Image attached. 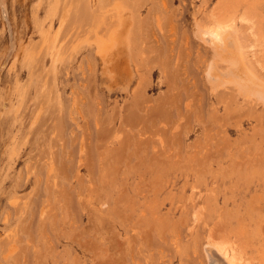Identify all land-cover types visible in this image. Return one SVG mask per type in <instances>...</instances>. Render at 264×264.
Segmentation results:
<instances>
[{"label":"rangeland","instance_id":"rangeland-1","mask_svg":"<svg viewBox=\"0 0 264 264\" xmlns=\"http://www.w3.org/2000/svg\"><path fill=\"white\" fill-rule=\"evenodd\" d=\"M164 1L0 0V264H205L210 230L264 264V104L207 79L221 0Z\"/></svg>","mask_w":264,"mask_h":264},{"label":"bare ground","instance_id":"bare-ground-1","mask_svg":"<svg viewBox=\"0 0 264 264\" xmlns=\"http://www.w3.org/2000/svg\"><path fill=\"white\" fill-rule=\"evenodd\" d=\"M207 1L209 0H203V2ZM161 3V7H166L164 0H161ZM221 3L220 10L211 15L210 20L212 19L213 21L211 20L212 22L210 21L209 25L196 22L195 32L197 38H200L205 44L210 46L214 52V57L207 63L205 70L207 79L213 88H217L216 90L218 91L221 89L224 93L223 95L228 99L244 96L247 104L250 102H254L255 105L264 104V74L260 73L261 70L264 71V59L261 60L255 54L254 60L248 58L247 49L251 46L248 43V35H244L236 25V12L240 7L245 8L246 17L250 21L264 13V0H221ZM126 20L127 18L123 14L116 16L118 29L116 28L117 30H115L117 31L118 39H121L124 34ZM158 25L161 27L160 23ZM216 94L217 96L221 95L218 92ZM162 110L159 107H151V109L147 110L145 118L143 117L141 120L147 121L150 118L152 120V117H161ZM143 123L146 124L145 122ZM251 169L252 167L248 168V170ZM206 172H208L206 169L197 171V183H203V175ZM249 174L252 178L254 177L253 173L249 172ZM198 187L196 188L199 189ZM248 187L249 189L254 188L252 182H250ZM259 192L258 189L253 191L254 202L257 196H260V200H264V197L258 194ZM257 211L262 212V209L259 207ZM201 213V211H198L197 216H200ZM220 233L217 234L219 235ZM218 235H216L215 230H210V241L206 247L205 264H235L231 253H229L231 248L228 246V239L224 235L221 237Z\"/></svg>","mask_w":264,"mask_h":264}]
</instances>
